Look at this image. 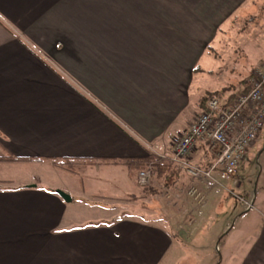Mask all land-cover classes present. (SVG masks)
<instances>
[{
	"label": "crops",
	"instance_id": "obj_1",
	"mask_svg": "<svg viewBox=\"0 0 264 264\" xmlns=\"http://www.w3.org/2000/svg\"><path fill=\"white\" fill-rule=\"evenodd\" d=\"M253 32L264 42V0H0V164L54 172L70 171L57 163L63 160L86 162L95 179L126 187L121 201L146 202L138 217L75 226L65 223L68 202L55 191L4 182L0 264H168L174 241H190L205 227L209 199L224 211L206 226L216 225L214 264H264V184L237 192L252 197L251 209L226 197L244 188L238 170L249 153H264V130L234 179L223 188L199 186L200 205L186 197L176 204L191 179L168 159L207 98L220 92L227 104L245 89ZM221 65L237 91L214 77ZM211 81L219 87L208 89ZM214 149L199 140L190 159L206 162ZM162 152L152 187L165 206L138 184L139 170L118 161ZM185 258L178 260L195 263Z\"/></svg>",
	"mask_w": 264,
	"mask_h": 264
},
{
	"label": "rangeland",
	"instance_id": "obj_2",
	"mask_svg": "<svg viewBox=\"0 0 264 264\" xmlns=\"http://www.w3.org/2000/svg\"><path fill=\"white\" fill-rule=\"evenodd\" d=\"M254 32L260 33V31H254ZM254 32L253 34H255ZM247 34L248 32H246V34H243V36L247 38ZM255 35H254L255 37L252 38L253 39L252 43L255 44L252 43L246 44L248 47L247 51L249 55L248 58L246 59V64H244L245 69L247 68L250 69V67H255L258 64L257 63L256 65H254V58L260 56L264 57V42L263 40H261V36L257 34ZM244 45L245 44L239 42V46L241 48L244 47ZM243 69L244 66L241 67V71ZM237 70L240 69L238 68ZM226 74H227V67L221 65L219 72H216L214 74V77H217V79L219 78L220 82H222V80L224 79L223 82L220 83V85L221 88L223 87L224 89H226L225 91L228 92L237 91L238 84L232 82L229 83L228 81H225V79L229 77V75L227 76ZM234 77H236V75H234ZM238 77L240 79H243L241 78L243 77V75L242 76L238 75ZM212 84L213 82L211 81L208 89H210L211 87H216V88L219 87V85L212 86ZM193 94H196V92H194ZM217 95L221 96V93L219 92L217 93ZM85 164L86 162H81V163L71 162V164L69 163L68 165H66L71 169V171H67L63 169V170H56L54 172L48 170L47 168L42 169L41 167L26 166L23 169L19 167L17 169L16 168L14 169L12 166L10 167L0 164V184L2 185L4 184V182H6L7 184L10 185L9 187L11 188H17V187L25 188V186L23 185L27 183H33V184L35 183L37 186L43 187L44 189H50L55 192L62 191L66 193L73 199V201L67 203V209L65 212V217H66L65 223H71V225H75V226L84 223L97 224L101 222H108L109 219L112 220L113 218H115L114 216H120V215L138 217V215L144 214L146 212V209L144 207V205L146 204L145 201L137 200L135 202L133 201L134 198L130 199L133 202L125 199L121 201L120 195L123 191H127L126 187L124 188L123 186L117 187L115 185L116 183H113L114 184L113 186L111 183H105L101 180L99 181L98 178L95 179L96 172L87 169L85 167ZM261 166L263 168L262 171H261ZM131 174H134V172H132ZM259 174L260 177L258 179ZM238 176L240 177V180L242 181L241 182L242 186L244 188L241 187L240 189L231 190L232 194L226 193V197L232 198L236 204H238L237 203L238 200L234 195H237V192L239 190L240 191L245 190L247 184L252 182L251 186L248 185V189L251 190H253L254 188L258 189L261 185L264 184V153L260 155L259 149H254L253 151H251L249 153V156L239 167ZM118 184L122 185V182L119 179H118ZM1 185H0V189L4 188L1 187ZM131 188L134 189L136 192L138 190L136 186L135 188L131 186ZM144 188L147 190L150 189L149 185L145 186ZM148 191H150L151 194L156 197L163 195L160 194L157 196V194L161 192L158 191L157 188ZM114 197L117 198V201L116 200L112 201V198ZM183 197H186L188 200H190L187 197V195L186 196L183 195L179 199V201L177 200L176 204H181L180 201L183 199ZM203 200L199 201L198 203L192 200L190 201H192L195 205H200L202 204ZM159 201H161L162 206L164 204H168L165 195L163 197L160 196ZM248 201H251L253 204L252 197L248 198ZM115 202H118L117 210L109 214L110 211L106 210V207L107 206L110 207L111 205H114L113 203ZM182 205L184 204L182 203ZM238 208H241V205ZM210 210H212V213L210 212L209 215L208 212ZM204 211L207 212L206 223L204 225L205 227L204 228L202 227L200 229L199 234L196 235L195 233V237L190 241L184 238L174 241L171 251L169 252L168 257H170V259H168V264H181L182 262L178 260V258L181 256H183V259H186L185 256H189L195 261L194 264H214V262L216 263L215 260L217 258L215 254H217L218 248L217 247L215 248L217 242L213 232L215 230L214 228H216V225H214L215 227H210V228L206 226H209L212 221L213 223H215L218 218L220 222L221 216L223 215L221 212L224 211L220 207H217L216 204H213L211 199H209L204 205ZM187 220L189 221L192 219H187ZM187 220L182 219L181 223L183 225L184 224L186 225L188 223ZM164 226H166V223L164 224ZM182 233L186 238L190 236V232L188 229L183 228Z\"/></svg>",
	"mask_w": 264,
	"mask_h": 264
},
{
	"label": "built area",
	"instance_id": "obj_3",
	"mask_svg": "<svg viewBox=\"0 0 264 264\" xmlns=\"http://www.w3.org/2000/svg\"><path fill=\"white\" fill-rule=\"evenodd\" d=\"M244 88L227 104H222L218 96L211 95L186 131L172 142L168 159L190 177L191 183L185 194L192 201L198 203L204 199L205 194L199 186L204 189L223 188L225 181L234 179L248 148L264 130V59L251 69L244 80ZM199 140L208 142L216 150V157L207 168L195 165L190 159ZM155 156L157 160L167 158L164 152ZM154 177L150 164L138 171L137 182L145 187ZM235 197L245 209L253 208L248 198Z\"/></svg>",
	"mask_w": 264,
	"mask_h": 264
},
{
	"label": "trees",
	"instance_id": "obj_4",
	"mask_svg": "<svg viewBox=\"0 0 264 264\" xmlns=\"http://www.w3.org/2000/svg\"><path fill=\"white\" fill-rule=\"evenodd\" d=\"M212 147V146H211ZM215 149L213 150V154L215 155ZM215 159V156L210 157V159L206 162H196L195 165L199 166V167H203V168H207L212 164V161ZM120 163L124 164L125 166L129 167V168H133L135 170H142L147 168L150 164L153 167V170L155 172V175H158V171L160 170L161 164L158 163V161L156 160L155 157L152 156H147L145 158H138V159H131V160H126V159H121L118 160ZM71 162H74V160H63L61 162H57L59 165L61 166H66L69 163L71 164ZM113 163H116V161H114ZM66 168L68 170L71 171V169L66 166ZM149 187L151 189H153L152 184L149 185ZM148 188V187H147ZM155 188V187H154ZM145 190V188H143ZM218 264V263H217Z\"/></svg>",
	"mask_w": 264,
	"mask_h": 264
},
{
	"label": "water",
	"instance_id": "obj_5",
	"mask_svg": "<svg viewBox=\"0 0 264 264\" xmlns=\"http://www.w3.org/2000/svg\"><path fill=\"white\" fill-rule=\"evenodd\" d=\"M57 194H59V196L66 202H70L71 201V197L69 195H67L66 193L62 192V191H56Z\"/></svg>",
	"mask_w": 264,
	"mask_h": 264
}]
</instances>
